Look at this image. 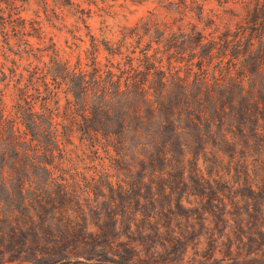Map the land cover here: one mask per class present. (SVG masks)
Here are the masks:
<instances>
[{"label": "trees", "instance_id": "obj_1", "mask_svg": "<svg viewBox=\"0 0 264 264\" xmlns=\"http://www.w3.org/2000/svg\"><path fill=\"white\" fill-rule=\"evenodd\" d=\"M218 2L224 30L216 37L198 31L188 41L189 83L179 75L166 83V71L145 50L138 57L127 55L125 66L107 59L103 70L70 71L56 120L39 122L55 132L36 130L33 119L34 129L29 127L25 136L14 124L6 134L0 118V184L8 198L12 189L22 196L20 208L0 198V234H25L23 244L30 243L35 256L10 263L168 264L158 258L159 251L178 242L180 226L193 228L195 217L205 236L216 220L224 222L219 242L237 231L236 215L240 223L247 217L263 229L264 200L254 205L252 198H243L244 211L235 212L240 206L226 202L224 189L215 186L247 183L252 193L264 188V0ZM180 34L184 45L188 38ZM182 49L170 68L182 67ZM142 53L152 64L145 71ZM35 164L48 170L40 185L31 182ZM95 206L102 210L93 214ZM145 216L172 233L161 238L149 229L156 238L146 233V249L139 252L130 234L152 226L141 221ZM109 220L112 228L128 224L126 244L107 237Z\"/></svg>", "mask_w": 264, "mask_h": 264}, {"label": "rangeland", "instance_id": "obj_2", "mask_svg": "<svg viewBox=\"0 0 264 264\" xmlns=\"http://www.w3.org/2000/svg\"><path fill=\"white\" fill-rule=\"evenodd\" d=\"M224 21L226 19L218 0H0V118L5 122L6 134L10 133V125L14 124L17 126L14 130L20 129L25 136L24 132H28L29 127L34 129L33 119L37 122L36 130L49 133L48 129H52L55 132L49 123H40L49 118L52 122L56 120L67 96L65 88L70 83V71L88 72L94 66L103 70L109 66L107 59H114V62L120 60V65L125 66L127 55L138 57L148 50V54H155L158 60L155 65H162L159 70L166 71V83H174L171 79L173 75H179L183 77V82L189 83L190 77L185 76L188 73V41L191 43L194 37H198V31L216 37L224 30ZM180 33L188 38L184 45ZM179 47L185 52L182 67L170 68V65L175 66L171 61L175 60ZM113 51H121L122 55H110ZM142 54V70L145 71L152 68V64L144 61ZM213 68L210 69L212 72ZM76 81L78 83V78ZM42 141L46 143L45 138ZM84 168L89 171L92 166ZM29 173L35 185H40L48 177L47 168L38 164L32 166ZM13 182L17 184L18 176L13 177ZM249 188L247 183L236 185L235 182H221L215 186L216 190L224 189L226 202L233 201L240 206L243 198L246 201L247 197L253 199L249 203L254 205L263 202L264 188L255 190V193ZM3 189L0 184L3 202L20 208L22 196L18 190L15 192L12 189L8 198ZM210 197L214 198L212 193ZM97 207L93 208V214L102 210ZM234 211H244V207ZM235 218L236 233L230 239L219 242L216 238L224 228V222L216 220L209 226L210 234L205 236L204 226L198 224L195 217L192 220L196 223L194 227L189 230L180 226L179 230L183 233H176L178 242L167 244V252L160 250L158 258L168 264H182V258L185 264H264V227L256 229L253 220L248 223L247 217L242 223L238 215ZM140 219L149 221L152 226L141 230L134 228L138 232L132 230L130 236L136 240L134 244H137L139 252L146 249V233L151 235L152 240L156 238L149 229L161 234V238L172 233L159 221H150L146 216ZM97 222L99 224V220ZM110 223V220L104 223L107 237L111 236L115 242H120L119 245L126 244L128 224L112 228ZM102 224L100 222L99 225ZM211 234L215 237L211 238ZM104 236L100 234V238ZM25 237V234L8 235V230L5 236L0 234V260L12 264L8 260L17 262L22 258L35 257L34 252L29 250L30 243L28 246L23 244ZM37 254L40 256L43 253L38 251ZM79 259L83 260L82 257Z\"/></svg>", "mask_w": 264, "mask_h": 264}]
</instances>
